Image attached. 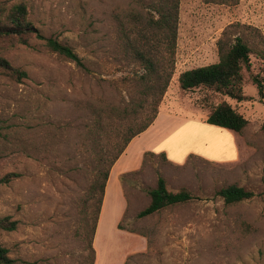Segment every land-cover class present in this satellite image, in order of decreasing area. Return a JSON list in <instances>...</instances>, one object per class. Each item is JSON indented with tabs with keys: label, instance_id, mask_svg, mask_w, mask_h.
I'll return each mask as SVG.
<instances>
[{
	"label": "rangeland",
	"instance_id": "obj_1",
	"mask_svg": "<svg viewBox=\"0 0 264 264\" xmlns=\"http://www.w3.org/2000/svg\"><path fill=\"white\" fill-rule=\"evenodd\" d=\"M20 2L39 32L71 46L88 70L33 34L25 43L0 39V56L26 72L17 79L0 70V178L18 174L0 182V217L17 221L14 230L0 229V245L13 264H89L84 198L91 167L80 141L91 110L109 104L122 111L135 93L125 78L139 66L118 48V20L148 0H0V7ZM223 31L252 49L246 100L178 85L182 71L218 60ZM221 101L248 121L240 133L224 129L236 138L237 157L169 161L168 150L174 155L190 140L223 134L187 127L168 138L174 146H163L165 156L144 153L141 166L120 178L127 198L120 229L103 218L92 264H264V0H179L174 73L159 110L205 122ZM159 177L169 191L187 189L193 198L137 217ZM233 183L254 196L226 204L218 191Z\"/></svg>",
	"mask_w": 264,
	"mask_h": 264
},
{
	"label": "trees",
	"instance_id": "obj_2",
	"mask_svg": "<svg viewBox=\"0 0 264 264\" xmlns=\"http://www.w3.org/2000/svg\"><path fill=\"white\" fill-rule=\"evenodd\" d=\"M178 7L179 0H148L141 9L130 10L124 20H118V48L125 59L139 66V70L130 71L125 78L126 83L132 84L135 93L123 110L116 112L115 107L109 104L91 110L90 122L85 126V136L80 141L81 147L89 148L87 151L89 156L82 154L86 165L89 164L91 167L90 182L84 198V212L86 211L87 215V210L90 208L91 217L89 224L87 222L89 264L94 261L95 250L92 243L109 171L132 138L153 123L173 76ZM29 34L43 39L50 51L88 70L83 59L71 46L55 38L44 37L39 32L28 18V10L24 3H15L8 8L0 7V39L17 37L25 43L26 39L23 37ZM225 35L226 32L223 31L222 37L217 41L216 62L190 68L179 74L178 85L181 89L204 86L236 101L247 99L243 93V72L249 67L252 49L241 37L236 36L234 40L229 41ZM0 70L17 79L26 76L25 71L14 67L1 56ZM254 81L259 94H262V84L257 79ZM205 122L236 133H240L248 123L247 119L226 101L213 106ZM145 154L154 153L145 152ZM159 154L165 156L164 152ZM192 155L189 154L188 157ZM17 175V173L7 174L0 178V182H7ZM147 193L150 202L137 213V217L149 215L167 205L184 203L193 198L187 189L169 191L163 177H159L156 187L149 189ZM218 194L226 204L254 196L253 191L234 183L222 187ZM16 226L17 221L11 220L9 216L0 217V229L11 231L16 229ZM117 228L120 229V224ZM13 263L14 259L8 255V249L0 245V264Z\"/></svg>",
	"mask_w": 264,
	"mask_h": 264
},
{
	"label": "crops",
	"instance_id": "obj_3",
	"mask_svg": "<svg viewBox=\"0 0 264 264\" xmlns=\"http://www.w3.org/2000/svg\"><path fill=\"white\" fill-rule=\"evenodd\" d=\"M197 120L184 115H171L162 108L158 111L153 123L146 130L132 138L109 171L93 237V245H95L98 239L103 218L105 216L108 217L110 221L112 220L114 227L117 228V222L127 206V198L120 182L121 176L137 170L142 164L145 152H152L154 154L164 152L166 154V149L163 146H166L168 149L174 146L173 142L168 140V138L179 133L184 127L201 129L210 134L213 133L211 132L213 130L216 131L214 133L223 131V134H221V137L217 136L209 139L199 137V139L196 138L194 143L190 140L189 143L193 145L182 148L179 152L178 147H176L177 151L174 155L168 150L169 156L172 157L169 159L167 156L169 161L179 163L176 159L183 158L184 161L189 154H195L212 161L233 160L237 157L236 138L232 136L234 137L232 139L229 131L224 130L227 128ZM233 135L235 134L233 133Z\"/></svg>",
	"mask_w": 264,
	"mask_h": 264
}]
</instances>
